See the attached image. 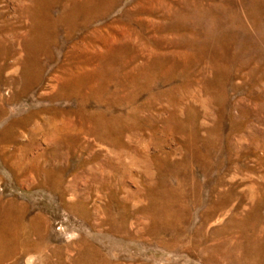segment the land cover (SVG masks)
Masks as SVG:
<instances>
[{
    "label": "rangeland",
    "instance_id": "1",
    "mask_svg": "<svg viewBox=\"0 0 264 264\" xmlns=\"http://www.w3.org/2000/svg\"><path fill=\"white\" fill-rule=\"evenodd\" d=\"M0 264H264V0H0Z\"/></svg>",
    "mask_w": 264,
    "mask_h": 264
}]
</instances>
